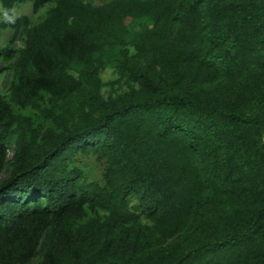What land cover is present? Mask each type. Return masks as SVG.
<instances>
[{"label":"trees","instance_id":"16d2710c","mask_svg":"<svg viewBox=\"0 0 264 264\" xmlns=\"http://www.w3.org/2000/svg\"><path fill=\"white\" fill-rule=\"evenodd\" d=\"M25 1L50 7L0 21V264H264V0L0 13Z\"/></svg>","mask_w":264,"mask_h":264},{"label":"rangeland","instance_id":"374dc122","mask_svg":"<svg viewBox=\"0 0 264 264\" xmlns=\"http://www.w3.org/2000/svg\"><path fill=\"white\" fill-rule=\"evenodd\" d=\"M50 7V4H45L42 6L37 12L32 11V4L30 1H25L21 3H16L9 16L5 15L4 13H0V21L2 20H14L16 17L19 15H27L32 23H35L39 20H41L46 12L47 9ZM12 35V29L7 27V28H2L0 29V47L6 44L7 40L11 37ZM20 43V41H18ZM2 62L0 61V65ZM111 69L106 68L102 73H101V78L103 81H107L110 78H113L111 75ZM7 78V72H3L0 74V92L4 90L5 87V80ZM107 88L103 89V92H106ZM81 165H83V169H85L86 174L88 175L89 178H98L99 177V166L98 164L94 161L93 158H82L81 160Z\"/></svg>","mask_w":264,"mask_h":264}]
</instances>
